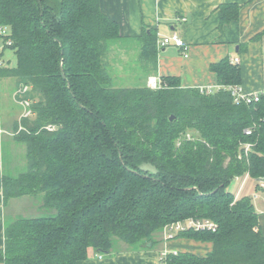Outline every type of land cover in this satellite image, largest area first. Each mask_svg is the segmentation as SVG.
<instances>
[{
	"label": "trees",
	"instance_id": "obj_1",
	"mask_svg": "<svg viewBox=\"0 0 264 264\" xmlns=\"http://www.w3.org/2000/svg\"><path fill=\"white\" fill-rule=\"evenodd\" d=\"M240 8L221 4L223 22ZM0 25L12 30L17 55L14 66L0 58V77L28 85L32 101L31 114L13 124L27 163L16 176L3 174L4 203L39 196L47 211L7 219L0 262L79 264L93 249L111 253L117 241L153 246L168 223L200 217L216 230L176 237L213 249L168 251L164 264H264L254 198L228 188L248 173L264 190V101L234 102L228 87L241 83L240 64L212 63L220 86L209 94L174 76L157 89L118 87L109 42L120 24L100 0H0ZM138 37L140 66L157 71L159 37L148 28Z\"/></svg>",
	"mask_w": 264,
	"mask_h": 264
},
{
	"label": "crops",
	"instance_id": "obj_2",
	"mask_svg": "<svg viewBox=\"0 0 264 264\" xmlns=\"http://www.w3.org/2000/svg\"><path fill=\"white\" fill-rule=\"evenodd\" d=\"M223 3L241 5L236 20L223 22ZM100 8L120 24V37L109 42L114 82L127 78V82L134 86L148 82L151 75L158 78L174 76L180 78L184 87L217 89L220 83L211 68L212 63L229 57L231 61L238 59L236 63L241 66V89L247 93L261 91L264 101V35L258 37L264 32V0H100ZM145 28L154 30L159 39L176 33L187 43V49L175 44L159 48L158 69L147 74L139 64L138 36ZM0 58L2 60V55ZM16 91L15 78L0 77V252L5 244L8 214L15 217L19 212L23 213L17 205L20 200L31 197L11 198L5 204L2 190L3 174L18 175L15 164L18 151L23 153L24 167L27 163L26 146L14 140L12 129L15 120L24 115V106L17 99ZM243 178L238 180L240 186ZM244 183L243 188L249 187L254 198L264 234V190L257 189V183L250 175ZM245 194L248 193L242 192L239 197ZM164 235V230L158 232L157 241L146 248L134 249L123 242L121 247L108 254L93 249L79 264H164L160 256L165 251H191L205 255L213 249L211 242L186 237L166 240Z\"/></svg>",
	"mask_w": 264,
	"mask_h": 264
},
{
	"label": "built area",
	"instance_id": "obj_3",
	"mask_svg": "<svg viewBox=\"0 0 264 264\" xmlns=\"http://www.w3.org/2000/svg\"><path fill=\"white\" fill-rule=\"evenodd\" d=\"M6 33L5 29L3 26L0 25V35L4 36V34ZM7 44H12L11 40L7 41ZM170 44H175L177 47L179 46L180 48H182L183 50L187 49V43L183 40V38L181 36H179L178 34L174 33L171 36H167V37H163L162 39L160 38L158 40V46L159 48H162L165 45H170ZM188 54H185V56H187ZM232 62L236 63L238 62V59H232ZM148 86H150L151 88L157 89V88H161L162 87V81L160 80V78H158L156 75H151L148 78ZM29 86L28 85H24L21 86L19 89H17L16 91V97L19 100V102L24 106V115L29 116L31 114V99H28L25 97V95L27 94V92L29 91ZM231 94L233 95V99L234 102L239 104V103H245V104H254V102H258L262 99L263 93L261 91H256L254 93H247L244 92L240 85H231L228 87ZM202 92H205L207 94H209L210 92H213L214 89L209 88V89H200ZM251 130L250 129H246L245 133L247 135L251 134ZM186 137L188 139L192 138L191 135L188 133L186 134ZM250 147V144H247L245 146L246 150H248ZM246 177L249 176V174L247 173L245 175ZM243 176V177H245ZM241 177V178H243ZM240 177H236L234 179L237 180H241ZM244 181L245 178H243L242 184L236 194V197L238 198L239 195H241V192L243 190L244 187ZM260 182V181H259ZM261 186L264 188V182H260ZM217 228V223L211 219H207V218H200V217H189L186 218L182 221H176V222H172V223H168L165 227V239H173L175 238L179 233H182L183 231H187V230H216ZM167 254V251L163 252L160 256V260L162 261V258Z\"/></svg>",
	"mask_w": 264,
	"mask_h": 264
},
{
	"label": "rangeland",
	"instance_id": "obj_4",
	"mask_svg": "<svg viewBox=\"0 0 264 264\" xmlns=\"http://www.w3.org/2000/svg\"><path fill=\"white\" fill-rule=\"evenodd\" d=\"M4 29H5L6 33L4 34V36L0 35V55H2V61H3V63L5 65L14 66V65L17 64V55H15L14 49L10 45L7 44V41H8L7 37L11 35L12 30L10 29V27H4ZM127 80H128L127 78L119 79V80L117 79V80H115V82H116L115 85L116 86H127V85L128 86H132L133 84H129L130 82H127ZM22 158H23V153L20 150V151L17 152L16 157H15V159H16L15 160V162H16L15 164H17V169H18L17 171H19V172L22 171L25 168L24 167V165H25L24 164V159H22ZM243 176H241V177H243ZM244 178H246V176ZM228 184H229L228 188L234 194H235L237 188L240 187V183H239V181L237 179H232ZM242 192L251 194L249 187H247L246 189L242 190ZM236 194H235V198H237ZM26 199L27 200L23 199V200L19 201L20 203L17 205V209L21 210L23 213L19 212L18 215L25 214L24 216L27 215L26 217H33L35 215H40V214H44V213L47 212L45 209L41 208V206H42L41 197H39V196H31L29 198L26 197ZM9 206H12V204L9 203ZM16 217H18V216L14 217L12 214H8V219H10V220H12V219H14ZM121 245H122V242L121 241H117V242H115L114 246H115V248H119V247H121Z\"/></svg>",
	"mask_w": 264,
	"mask_h": 264
},
{
	"label": "water",
	"instance_id": "obj_5",
	"mask_svg": "<svg viewBox=\"0 0 264 264\" xmlns=\"http://www.w3.org/2000/svg\"><path fill=\"white\" fill-rule=\"evenodd\" d=\"M173 118V117H172ZM260 182H264V178H258Z\"/></svg>",
	"mask_w": 264,
	"mask_h": 264
}]
</instances>
